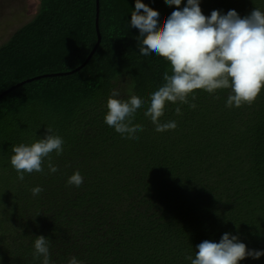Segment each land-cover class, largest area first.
<instances>
[{"label":"trees","instance_id":"16d2710c","mask_svg":"<svg viewBox=\"0 0 264 264\" xmlns=\"http://www.w3.org/2000/svg\"><path fill=\"white\" fill-rule=\"evenodd\" d=\"M159 11L158 26L176 10L165 0H143ZM136 0H42L39 13L0 48V264H42L34 242H49L50 264H191L196 246L238 236L264 251V89L255 103L226 106L231 88L197 90L189 104L169 103L155 131L144 115L150 95L165 83L170 63L140 54L131 27ZM187 0H182V9ZM202 12L241 18L264 0H200ZM3 18V17H2ZM82 66V67H81ZM145 104L128 139L105 123L113 90ZM182 115H177L176 108ZM64 140L50 154L56 173L12 169L14 145L47 134ZM79 171L80 187L68 185ZM43 191L33 196L31 189ZM7 239L9 241H7ZM240 264H264L251 256Z\"/></svg>","mask_w":264,"mask_h":264},{"label":"clouds","instance_id":"9594fccd","mask_svg":"<svg viewBox=\"0 0 264 264\" xmlns=\"http://www.w3.org/2000/svg\"><path fill=\"white\" fill-rule=\"evenodd\" d=\"M168 5H175L172 11L158 26L160 13L136 0L135 10L131 14V27L139 30L140 54H155L168 61L172 74L164 73L163 83L151 93L150 103L144 115L155 125V131L175 130L177 123H161V117L169 103L189 104V97L195 100L197 90L209 94L218 89L231 88L226 106L239 108L245 104L251 106L264 89V11L255 8L249 15L241 18L236 10L221 14L213 10L206 16L201 9L200 0H187L180 9L182 0H165ZM145 104L144 99L130 95L120 98V92L113 90L107 100L105 123L113 127L121 136L138 139L136 133L143 131L141 124H134L137 110ZM177 115H182L176 108ZM64 140L52 134L47 127L44 138L28 145L19 144L12 147L14 155L11 165L23 181L25 173L44 172V161L48 159V170L56 173L58 167L52 164L50 154L63 152ZM84 178L79 171L68 178V185L80 187ZM43 191L41 186L31 189L33 196ZM195 258L186 256L191 264H240L251 256L258 259L264 251L249 250L239 241L238 236L224 233L220 242L205 240L196 246ZM34 259L43 256L42 264H50L49 242L45 236H37L34 242ZM68 264H82L73 257Z\"/></svg>","mask_w":264,"mask_h":264},{"label":"rangeland","instance_id":"374dc122","mask_svg":"<svg viewBox=\"0 0 264 264\" xmlns=\"http://www.w3.org/2000/svg\"><path fill=\"white\" fill-rule=\"evenodd\" d=\"M41 3L42 0H0V48L15 32L34 19Z\"/></svg>","mask_w":264,"mask_h":264},{"label":"water","instance_id":"95a60500","mask_svg":"<svg viewBox=\"0 0 264 264\" xmlns=\"http://www.w3.org/2000/svg\"><path fill=\"white\" fill-rule=\"evenodd\" d=\"M99 16H100V0H97V29H98V36H99L98 43H97V45L95 46V48L93 49V51L91 52V54L89 55V57L87 58V60L85 61V63L82 66H84L86 63H88L89 59L95 53L96 49L98 48V46L100 45V43L102 41V34L100 32V29H99Z\"/></svg>","mask_w":264,"mask_h":264}]
</instances>
